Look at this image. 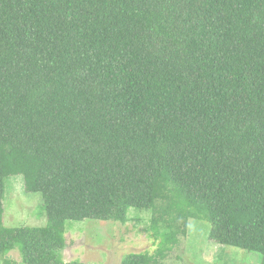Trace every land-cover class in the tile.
<instances>
[{
    "label": "trees",
    "instance_id": "1",
    "mask_svg": "<svg viewBox=\"0 0 264 264\" xmlns=\"http://www.w3.org/2000/svg\"><path fill=\"white\" fill-rule=\"evenodd\" d=\"M17 176L47 226H5ZM131 210L160 243L121 264H166L189 219L264 264V0H0L4 263L84 264L66 223Z\"/></svg>",
    "mask_w": 264,
    "mask_h": 264
},
{
    "label": "rangeland",
    "instance_id": "2",
    "mask_svg": "<svg viewBox=\"0 0 264 264\" xmlns=\"http://www.w3.org/2000/svg\"><path fill=\"white\" fill-rule=\"evenodd\" d=\"M158 202V207L163 205ZM175 213L166 216L171 220ZM152 211L131 210L127 223L85 220L66 223V247L61 252L64 263L121 264L134 253L154 255L160 239L152 229ZM4 224L8 228H43L48 224L43 197L25 190L22 176L6 180ZM179 231L185 229L183 219L178 220ZM175 229V227L173 228ZM211 224L205 219H189L186 232H178L179 244L166 264H261L259 254L242 249L217 245L210 241ZM21 261L18 251L9 255ZM0 256V264H5Z\"/></svg>",
    "mask_w": 264,
    "mask_h": 264
}]
</instances>
